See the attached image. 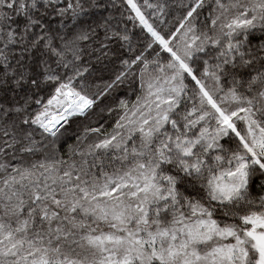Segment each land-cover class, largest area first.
<instances>
[{
  "label": "snow or ice",
  "instance_id": "obj_1",
  "mask_svg": "<svg viewBox=\"0 0 264 264\" xmlns=\"http://www.w3.org/2000/svg\"><path fill=\"white\" fill-rule=\"evenodd\" d=\"M0 264H264V0H0Z\"/></svg>",
  "mask_w": 264,
  "mask_h": 264
}]
</instances>
